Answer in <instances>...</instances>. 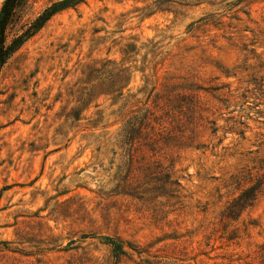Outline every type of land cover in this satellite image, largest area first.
<instances>
[{"label": "rangeland", "instance_id": "rangeland-1", "mask_svg": "<svg viewBox=\"0 0 264 264\" xmlns=\"http://www.w3.org/2000/svg\"><path fill=\"white\" fill-rule=\"evenodd\" d=\"M0 264H264V0H85L17 51Z\"/></svg>", "mask_w": 264, "mask_h": 264}, {"label": "trees", "instance_id": "trees-1", "mask_svg": "<svg viewBox=\"0 0 264 264\" xmlns=\"http://www.w3.org/2000/svg\"><path fill=\"white\" fill-rule=\"evenodd\" d=\"M30 0H5L0 12V75L8 60L28 41L35 37L58 13L79 5L85 0H64L43 10L32 21L23 22L25 9ZM115 257L124 254L121 244L107 241Z\"/></svg>", "mask_w": 264, "mask_h": 264}]
</instances>
